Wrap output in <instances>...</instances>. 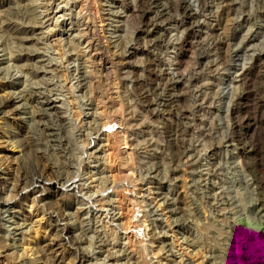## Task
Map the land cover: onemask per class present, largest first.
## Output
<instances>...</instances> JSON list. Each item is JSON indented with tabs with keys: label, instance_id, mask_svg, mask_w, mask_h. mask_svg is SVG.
<instances>
[{
	"label": "rangeland",
	"instance_id": "obj_1",
	"mask_svg": "<svg viewBox=\"0 0 264 264\" xmlns=\"http://www.w3.org/2000/svg\"><path fill=\"white\" fill-rule=\"evenodd\" d=\"M54 1L66 15L56 26V6L48 14L41 6L44 24L22 27L34 32L17 38L26 45L13 52L37 57L49 79L28 77V92L17 80L14 91L47 89L63 101L41 112L29 100L27 112L64 119L71 141L29 131V115L0 114V264H264V186L256 182L264 184V0H188L198 15L185 28L179 0L148 2V27L139 0ZM28 5L0 0L4 26L32 18ZM87 23L107 71L88 55ZM258 56L261 66L241 80ZM34 63L24 70L36 72ZM242 93L251 97L240 101ZM110 116L117 124L107 128ZM6 135L32 142L21 152ZM36 165L64 166L81 189L47 182L52 189L37 193L32 208L12 189ZM7 200L11 209H3ZM65 213L80 246L55 222Z\"/></svg>",
	"mask_w": 264,
	"mask_h": 264
},
{
	"label": "bare ground",
	"instance_id": "obj_2",
	"mask_svg": "<svg viewBox=\"0 0 264 264\" xmlns=\"http://www.w3.org/2000/svg\"><path fill=\"white\" fill-rule=\"evenodd\" d=\"M28 1H29L28 8H30V11L32 13V18L28 19L26 16H21L19 18L9 19L8 21L9 24L4 26L5 21H2L1 15H0V52L3 53L2 55L3 57L4 56L6 57L0 60V67H4V68H0V81L8 80L9 83L5 84V90H8V89L10 90L9 92L5 94V97L0 96V114L4 116L7 113L12 111L15 116L21 115L19 117L29 115L31 116L30 120L27 119V122L29 123V126H28L29 131H31L33 127H36V130L40 136L46 135L47 137H51L55 141L59 142L61 146H64V142L71 141L70 127L66 125L64 119H61L58 116H55V117L51 116L53 114H45V117H44L45 120H41V119H37L36 114L27 112L29 100L35 101L39 105L41 112L47 111V109H50V108L58 110L60 109L58 106V103H60L62 107L64 106V102L63 101L57 102L56 98L55 99L51 98L50 92L47 89L41 90V88H38L37 90H32L33 95L31 97H27L24 94L25 92L21 94V96L16 97L15 95L16 92L14 91V89H17L15 88V85H14L15 81L18 80L19 83H22L23 89H25L26 92H28V86L26 84L28 82V77L35 79L36 82L37 81L40 82V79L42 78V80H45V78H47V75L39 74V72L44 69H46V72L51 71L50 69L46 68L45 66L46 64L39 65L36 61L37 57H34V58L18 57V56H15V54L13 53L15 49L22 50L23 48H25V45H26L25 42L21 43V42L16 41V39L21 38L22 40H25L26 38H28V35L30 33L34 32L33 30H31L32 31L31 32V31H28V29H25V28L21 29V28L25 27L26 25H43L44 23L40 21L43 13L48 14L50 10L54 9V8H50L49 6L55 5L54 0H28ZM60 1H62V3H66L67 7L69 4H72V3L81 4L82 2V0H60ZM157 1L158 0H139L140 10H141L140 17L145 22L146 27L149 26V19H150L149 12L150 11L145 8V5L148 2L156 3ZM51 3H53V5H51ZM12 4L13 3H11V5ZM19 4L20 3L18 2L17 4H13V5L18 6ZM79 4H77V6H79ZM41 6H43L44 8L43 13H39L37 11ZM55 6H56V10H55L56 14L54 15L52 20L56 19V26H57L59 18L64 17L66 15L67 9L63 7L60 10L59 4ZM178 9L183 15V21H182L181 27L185 28L186 25L193 26L192 25L193 20L198 15V11L193 7V5L188 0H179ZM59 13H63V14H61V16L58 17ZM192 28L193 27H190L189 29L191 31L186 32V37H188L189 39H193L195 37L192 32L193 31ZM53 29L54 28L49 26L47 30L48 32H52ZM10 31H13V32L17 31L16 32L17 36L8 34L10 33ZM94 31H95V26L92 23H87L85 25L84 42L86 43L87 48H88V52H89L88 55L93 61L98 62L100 64L101 70L107 71L108 64L103 55V52L99 48L98 43L95 39ZM221 45H226V44L223 42ZM7 50H10L9 54L6 53ZM39 51H41L40 48L37 49L35 52H39ZM131 54L132 53H130V49H129L127 56H130ZM40 57H45V56L44 55L39 56V58ZM148 58L151 62L150 67H152L153 64L155 65V60L152 57H150V54ZM33 61H35L34 69H36V72H33L32 74H30L31 71L29 72L25 71L24 68L26 65L24 66L22 64L24 63L27 64ZM259 66H261V57L258 56L255 59L253 66H251L248 69H244V73L241 75V80H244L245 82L248 79L250 80L252 69H256ZM13 71H15V74H13V76L11 77L10 74H12ZM17 75H19L20 77L22 76L24 77L23 82L21 79H19V77L17 79L15 78ZM151 76L153 77L154 81H156V78L159 77V75L155 73L154 71H151ZM249 97H251L250 94L242 93L239 96V100L246 101L249 99ZM109 118L110 119L106 122L105 126L107 128H112L117 124V120L113 116H110ZM42 123L45 124L44 127L39 126ZM250 130H252V127L248 123V129L246 131V134H249ZM4 138L6 139L7 143H11L13 148H22L21 152H23L25 149L28 148V146L24 147V145L26 144V141L32 142L31 140L27 139L26 136L23 137L22 139L20 138V136L12 137V135H6L4 136ZM240 145H241L240 148L242 149L243 153H245L248 150L247 146L243 144V141L241 142ZM41 147H43L42 143L37 138L36 142L33 145V148H32L33 150H30V151L37 153L38 151L42 150ZM31 173H32L31 175H28L27 173L24 176H22L20 179H18L17 182L14 184V188L12 190L17 192L16 195L23 196L26 201L33 200L32 201L33 205L31 206L32 208L35 207L36 201L40 200V198L37 197V193L52 189L47 186L46 184L47 182L56 181V183L60 184L63 187H71V188L73 187V190L76 192V194L78 193L79 189H81V186H78L75 184V182H72V177H70L71 173H68L65 170L64 166H59L58 169L54 171H49L46 166L36 165ZM256 182L261 188H263L264 184L261 180L257 178ZM25 192L27 193L24 194ZM55 192H57V190H55ZM118 197L119 199L121 198V196H118ZM8 203H9V200H7L6 206L3 209L5 208L11 209V206L8 205ZM69 220H70V214L65 213V214H58L57 220L55 222L57 224L62 223L64 225V230L62 229V231H65L67 228L68 235L69 233L72 234L73 239L70 238V236L65 237V240L67 242H70V243L73 242L74 244H77L78 246H80L82 245V243L76 236L73 235V233L75 232V228L71 227V225H68ZM18 225L21 226L20 224ZM37 248H40V247H37ZM84 257L86 256L80 257V260L84 259ZM77 258H78V255H77Z\"/></svg>",
	"mask_w": 264,
	"mask_h": 264
}]
</instances>
